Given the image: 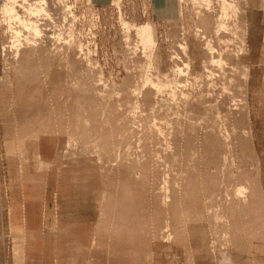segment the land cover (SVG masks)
Returning <instances> with one entry per match:
<instances>
[{
    "label": "rangeland",
    "instance_id": "374dc122",
    "mask_svg": "<svg viewBox=\"0 0 264 264\" xmlns=\"http://www.w3.org/2000/svg\"><path fill=\"white\" fill-rule=\"evenodd\" d=\"M246 5L0 0V264H264Z\"/></svg>",
    "mask_w": 264,
    "mask_h": 264
},
{
    "label": "crops",
    "instance_id": "0c3cea01",
    "mask_svg": "<svg viewBox=\"0 0 264 264\" xmlns=\"http://www.w3.org/2000/svg\"><path fill=\"white\" fill-rule=\"evenodd\" d=\"M244 14L246 41L252 46V42L264 39V0H247Z\"/></svg>",
    "mask_w": 264,
    "mask_h": 264
},
{
    "label": "bare ground",
    "instance_id": "6f19581e",
    "mask_svg": "<svg viewBox=\"0 0 264 264\" xmlns=\"http://www.w3.org/2000/svg\"><path fill=\"white\" fill-rule=\"evenodd\" d=\"M11 1V0H10ZM14 1V0H13ZM201 1H203V3H205V2H208V0H201ZM11 3V2H10ZM4 4V3H3ZM40 4H42V3H40ZM5 5H6V15H11V14H9L10 12H12V9H14V8H12V6H10V4L8 3V2H5ZM13 5V4H12ZM45 9V8H44ZM8 13V14H7ZM7 16V17H8ZM6 17V18H7ZM11 17V16H10ZM221 17V16H220ZM208 22V21H207ZM214 23H215V21H213ZM221 22V21H220ZM213 23V24H214ZM223 24V23H222ZM126 26V25H125ZM221 26V25H220ZM214 27V26H213ZM135 34H136V36L138 37H140L141 38V40H140V42H142V46H143V44H148V45H151V46H149L148 47V45L146 46L147 47V49L148 48H150V47H152V45L154 44V42H155V38H154V34H153V31H152V27L150 26V25H146V26H140V27H136L135 29ZM215 30V29H214ZM139 38V39H140ZM145 45L143 46L144 48H146L145 47ZM159 88V87H158ZM218 118V117H217ZM216 119V118H215ZM216 121V120H215ZM238 191V190H237ZM244 192V191H243ZM236 195H237V193H236ZM238 195H240V194H238ZM181 201V200H180ZM253 202V201H252ZM115 211V210H114ZM182 213V212H181ZM181 216V215H180ZM122 218V217H121ZM187 223V222H186ZM228 226V225H227ZM106 229V228H105ZM102 230V229H101Z\"/></svg>",
    "mask_w": 264,
    "mask_h": 264
}]
</instances>
